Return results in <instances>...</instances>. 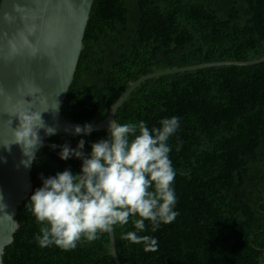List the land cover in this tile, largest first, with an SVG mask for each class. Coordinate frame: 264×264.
I'll use <instances>...</instances> for the list:
<instances>
[{
  "label": "trees",
  "instance_id": "obj_1",
  "mask_svg": "<svg viewBox=\"0 0 264 264\" xmlns=\"http://www.w3.org/2000/svg\"><path fill=\"white\" fill-rule=\"evenodd\" d=\"M1 3V0H0ZM83 50L63 116L80 124L104 120L120 95L139 78L159 71L264 56V0H94ZM179 117L170 137L176 172V219L153 232L156 252L121 239L133 220L114 226L121 264H264V62L198 69L142 83L116 121L151 129ZM107 130L64 138L41 148L31 173L33 191L19 207L18 230L4 264H115L109 233L82 239L71 250L40 247L41 227L27 203L43 179L82 161L61 160V146L107 139ZM55 146V147H53ZM179 149V150H177Z\"/></svg>",
  "mask_w": 264,
  "mask_h": 264
},
{
  "label": "clouds",
  "instance_id": "obj_2",
  "mask_svg": "<svg viewBox=\"0 0 264 264\" xmlns=\"http://www.w3.org/2000/svg\"><path fill=\"white\" fill-rule=\"evenodd\" d=\"M52 110L59 111L57 102ZM42 113L29 111L17 116L14 144L21 147L29 162L40 144L39 131L43 129L45 135L56 132L46 126ZM179 126V117L162 119L159 127L151 129L142 121L121 124L114 119L109 122L107 139L91 143L90 153L84 152L83 139L75 149L61 146V160L74 157L82 161V166L78 174L65 170L43 179V186L31 195L27 206L41 225L34 237L38 245L71 250L82 239L94 241L100 234L112 232L114 226L127 225L130 218L138 217L132 221L135 231L121 239L142 244L145 252H156L157 240L138 233L145 231V221L155 232L178 215L174 210L176 172L168 141ZM92 130L91 123L77 125L74 134L87 136Z\"/></svg>",
  "mask_w": 264,
  "mask_h": 264
},
{
  "label": "water",
  "instance_id": "obj_3",
  "mask_svg": "<svg viewBox=\"0 0 264 264\" xmlns=\"http://www.w3.org/2000/svg\"><path fill=\"white\" fill-rule=\"evenodd\" d=\"M93 3L94 0H1L0 264H4L5 250L13 243L18 230L19 207L33 191L31 173L38 151L54 136H79L74 134V127L85 125L67 120L61 108L85 49V32ZM263 62L264 56L249 62H216L145 75L130 84L104 120L92 124V132L107 130L125 101L146 81L204 68L248 67ZM56 102L59 111L52 110ZM29 111L43 112L46 126L56 129L54 135H45L43 129L39 131L40 144L30 162L21 147L14 144V131L19 126L17 116ZM25 151L30 153L29 149ZM25 162H28L27 167ZM109 239V255L115 264H121L113 231L109 233Z\"/></svg>",
  "mask_w": 264,
  "mask_h": 264
}]
</instances>
